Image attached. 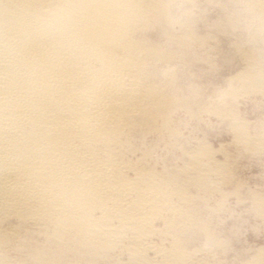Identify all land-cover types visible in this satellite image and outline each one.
<instances>
[{"label": "bare ground", "instance_id": "bare-ground-1", "mask_svg": "<svg viewBox=\"0 0 264 264\" xmlns=\"http://www.w3.org/2000/svg\"><path fill=\"white\" fill-rule=\"evenodd\" d=\"M200 1L238 21L214 30L264 49V0H0V264H223L212 223L242 201L237 159L264 158V125L236 111L264 99V61L234 43L241 71L196 102L234 155L184 138L179 71L215 32L194 33ZM248 200L264 223V197ZM237 252L264 264V246Z\"/></svg>", "mask_w": 264, "mask_h": 264}, {"label": "rangeland", "instance_id": "rangeland-1", "mask_svg": "<svg viewBox=\"0 0 264 264\" xmlns=\"http://www.w3.org/2000/svg\"><path fill=\"white\" fill-rule=\"evenodd\" d=\"M202 2L200 1L197 4V9L204 17L206 23L199 21L194 33L197 37H203L211 29V31L215 32H213L212 39L208 40V46L210 45L211 47H209L211 49L208 46V48L198 49L196 54L190 56V58L188 57L189 62L186 58L185 63L183 62V65H181L179 71V82L180 85H183H181V90L182 87L186 86L182 90L183 98L186 97L185 99L189 100V103L192 101L195 103L190 105L192 112L190 110L186 111L185 108H182V110L180 108L173 116L176 122L174 124L179 128L177 129L184 138L189 140L205 139L215 149H218L220 146H227L228 148H226L229 149L228 152L230 151L231 153H229L234 155L235 153L232 152L233 147L229 145L231 143V134L226 124L222 121L220 122L219 118L212 114L211 116L210 113L202 109L201 104L204 106V102H211V100L215 103L218 100L217 96L229 87L230 80L241 71L243 65L236 54L233 46L234 43H238V45L243 46L245 49L248 46L257 49V57L262 61H264V49L260 44L251 41V39L249 41L250 36H245L246 33L240 29H237L239 33L236 32V35L219 33L216 29L214 30V26L217 27L221 23L237 24L238 21L232 22L233 20L231 18L224 16V13L218 9L216 4ZM231 2H227L226 4L232 5L233 2ZM211 25L214 26L212 27ZM225 26L227 27V25ZM187 88L193 91H189L188 93ZM195 90L200 92L201 95ZM184 92L191 96L185 95ZM192 92H197V94H193ZM189 97L191 98L189 99ZM241 98L238 99V105H236L238 116L251 124L250 132L253 133L254 130L256 132L257 128L255 127H259L261 124L264 125V99L255 95ZM195 99L196 101H194ZM198 101L201 103L200 105L196 103ZM259 122L260 124H258ZM253 124H255V127ZM167 150L171 149L168 148ZM217 158L220 161L224 160L220 154L217 155ZM235 166V178L240 186V197L244 202L237 203L236 195H230L225 209L217 212L219 217H215L214 220L216 221L212 223V228H215L217 235L220 238L222 237L221 239L226 240L227 245L229 244L231 246L228 245L230 249H228L226 256L223 254L219 256L222 258L221 262L223 264H236L235 260L237 257L235 254L237 251L239 253L244 247L254 248L264 246V223L250 210V201L248 200L252 194L264 197V158L256 156L241 157L237 159ZM205 256L206 252L201 255L199 254L197 258L201 259V257Z\"/></svg>", "mask_w": 264, "mask_h": 264}]
</instances>
